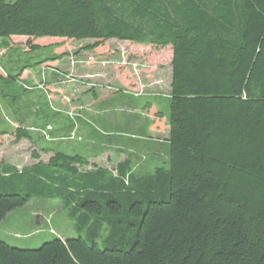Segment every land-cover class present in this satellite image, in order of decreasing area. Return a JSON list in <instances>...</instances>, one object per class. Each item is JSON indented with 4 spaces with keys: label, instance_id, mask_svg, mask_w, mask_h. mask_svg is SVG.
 <instances>
[{
    "label": "trees",
    "instance_id": "obj_1",
    "mask_svg": "<svg viewBox=\"0 0 264 264\" xmlns=\"http://www.w3.org/2000/svg\"><path fill=\"white\" fill-rule=\"evenodd\" d=\"M13 37L45 52L35 64L64 55L31 42L42 38L92 40L88 51L112 39L169 46L171 79L156 105L165 158L150 170L53 147L20 169L0 162V221L52 199L76 233L34 249L0 239V264H264V0H0V46ZM22 68L0 75L17 122L0 136L31 142L15 89Z\"/></svg>",
    "mask_w": 264,
    "mask_h": 264
},
{
    "label": "rangeland",
    "instance_id": "obj_2",
    "mask_svg": "<svg viewBox=\"0 0 264 264\" xmlns=\"http://www.w3.org/2000/svg\"><path fill=\"white\" fill-rule=\"evenodd\" d=\"M27 40L13 37L10 49L0 46V75L15 74L23 67L15 89L32 140L16 142L9 134L0 136V162L20 169L35 162L33 151L46 161L49 155L40 152L41 147L75 149L107 168L129 156L134 172L150 170L164 160L167 126L163 118L156 117V105L163 106L169 94V46L112 39L88 51L84 46L92 40L42 38L31 42L53 46L54 54L64 55L35 64L45 52L29 53ZM0 90L9 92L1 84ZM147 102L152 106L145 107ZM45 109L58 116L47 118ZM16 124L10 107L0 97V128L11 130ZM74 236L71 221L52 199L32 198L0 221V239L21 249Z\"/></svg>",
    "mask_w": 264,
    "mask_h": 264
},
{
    "label": "crops",
    "instance_id": "obj_3",
    "mask_svg": "<svg viewBox=\"0 0 264 264\" xmlns=\"http://www.w3.org/2000/svg\"><path fill=\"white\" fill-rule=\"evenodd\" d=\"M6 218V217H5Z\"/></svg>",
    "mask_w": 264,
    "mask_h": 264
}]
</instances>
